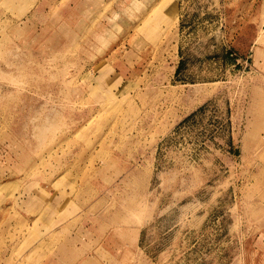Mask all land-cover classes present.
Returning <instances> with one entry per match:
<instances>
[{
  "label": "rangeland",
  "instance_id": "374dc122",
  "mask_svg": "<svg viewBox=\"0 0 264 264\" xmlns=\"http://www.w3.org/2000/svg\"><path fill=\"white\" fill-rule=\"evenodd\" d=\"M0 264H264V0H0Z\"/></svg>",
  "mask_w": 264,
  "mask_h": 264
},
{
  "label": "crops",
  "instance_id": "0c3cea01",
  "mask_svg": "<svg viewBox=\"0 0 264 264\" xmlns=\"http://www.w3.org/2000/svg\"><path fill=\"white\" fill-rule=\"evenodd\" d=\"M53 229H54V228H53ZM56 230H63V227H57ZM71 233H72V232H70V234H71ZM72 234H73V233H72ZM47 237H48V236H47ZM47 237H45V238H47ZM65 238L68 240L67 244L63 245V246L65 247L66 250H72V251H71V254L74 252V250H79V249H72V248H74V246H75L72 242H70V241H72V239H73V236H72V235H68V236H66ZM43 239H44V238H43Z\"/></svg>",
  "mask_w": 264,
  "mask_h": 264
}]
</instances>
